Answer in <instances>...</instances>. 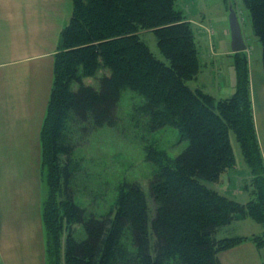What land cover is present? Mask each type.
<instances>
[{
  "label": "trees",
  "instance_id": "16d2710c",
  "mask_svg": "<svg viewBox=\"0 0 264 264\" xmlns=\"http://www.w3.org/2000/svg\"><path fill=\"white\" fill-rule=\"evenodd\" d=\"M176 1L73 0L55 54L41 129V170L47 173L48 193L63 196L57 207L52 200L50 210L44 201L48 264H222L219 254L242 242L251 240L262 248L261 237L219 236L247 216L264 222V159L248 57L245 52L233 55L237 90L231 97L218 99L194 89L190 83L202 69L198 43ZM243 1L262 44L264 71V0ZM144 32H154L166 62L142 39ZM125 91L142 99L138 112L146 120V132L175 127L189 144L175 158L148 145L146 161L156 167L150 196L138 182H126L118 189L114 211L98 218L75 203L80 165L74 156L83 138L119 123ZM232 136L253 174L254 199L246 203L209 187L237 164ZM58 209L63 210L60 223L80 225L84 232L78 238L61 224L66 231L62 251Z\"/></svg>",
  "mask_w": 264,
  "mask_h": 264
},
{
  "label": "rangeland",
  "instance_id": "374dc122",
  "mask_svg": "<svg viewBox=\"0 0 264 264\" xmlns=\"http://www.w3.org/2000/svg\"><path fill=\"white\" fill-rule=\"evenodd\" d=\"M230 7H233L238 15L245 43L249 46L248 54L252 69L262 68L263 70L262 44L254 34L252 19L243 0H177L175 4V8L182 11L184 16L191 21L196 35L199 59L203 69L197 84L205 85V90L211 92V95H217V88L221 82L224 84L223 93L233 95L237 90V70L235 66L230 65L235 61L233 56L235 53L231 50ZM141 37L151 51L160 60L166 62L158 48L154 32H144ZM215 52L217 54H214ZM225 52L228 54L223 55ZM218 65L224 73L218 72ZM92 83L96 84L94 80ZM195 84L193 82L192 87L195 88ZM142 102L137 95L125 91L118 110L119 123L114 127L99 129L88 138L79 141L80 146L74 156V160L80 165V173L74 189L76 191L75 203L86 209L88 215L102 218L112 213L116 207L118 189L126 182H138L146 195L150 196L149 181L156 167L146 161L148 145H153L166 152L170 158H175L189 144L188 141L181 140L180 131L175 127H165L153 133L146 132V120L138 112ZM232 144L237 159L236 166L223 173L220 181L209 184V187L241 203H246L254 199L250 193L253 187L251 183L253 174L244 162L241 148L234 136H232ZM36 156L37 153L33 148H0V216L5 217L10 213L18 189L28 183L41 193L43 208L45 200L46 209L50 210L53 207L51 204L53 201L56 207L59 206V200H62L63 196L60 195L58 199L56 195L51 196V193H48L47 173L41 170V166L40 171L37 170ZM39 172L42 177H38ZM37 178H40V186L38 184L36 189ZM149 201L151 208L154 209L152 200L149 199ZM58 212L57 228L63 231V234H60L62 251L66 238L65 227H70L74 236L78 238L84 235V232L80 225H71L66 221L60 223L63 210L58 209ZM234 235L248 238L261 237L260 240L263 242L261 249L251 240L242 242L240 246L254 245L264 264V222H257L247 216L219 234L221 237ZM52 243L53 240L49 242L50 251L54 252L57 249L53 245L54 249L52 247L51 250ZM52 256H54L53 253ZM219 258H221L220 254Z\"/></svg>",
  "mask_w": 264,
  "mask_h": 264
},
{
  "label": "crops",
  "instance_id": "0c3cea01",
  "mask_svg": "<svg viewBox=\"0 0 264 264\" xmlns=\"http://www.w3.org/2000/svg\"><path fill=\"white\" fill-rule=\"evenodd\" d=\"M73 9V0H0V148L35 149L39 171L41 129L53 85L55 54ZM245 53L254 122L264 159V71L252 69L249 46ZM230 65L234 67V63ZM218 72L224 73L220 65ZM197 80L195 88L206 91ZM223 89L221 82L214 96H232ZM36 183L37 189L40 178ZM18 190L10 213L0 216V264H48L41 193L30 183ZM220 256L222 264H262L251 244L223 251Z\"/></svg>",
  "mask_w": 264,
  "mask_h": 264
},
{
  "label": "water",
  "instance_id": "95a60500",
  "mask_svg": "<svg viewBox=\"0 0 264 264\" xmlns=\"http://www.w3.org/2000/svg\"><path fill=\"white\" fill-rule=\"evenodd\" d=\"M230 31H231V49L234 53H242L247 50L244 40L242 27L238 15L233 7H230L229 15Z\"/></svg>",
  "mask_w": 264,
  "mask_h": 264
}]
</instances>
